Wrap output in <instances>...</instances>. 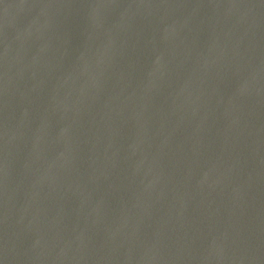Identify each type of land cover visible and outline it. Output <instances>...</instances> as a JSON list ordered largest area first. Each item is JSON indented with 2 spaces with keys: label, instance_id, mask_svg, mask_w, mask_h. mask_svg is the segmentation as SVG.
Segmentation results:
<instances>
[{
  "label": "water",
  "instance_id": "1",
  "mask_svg": "<svg viewBox=\"0 0 264 264\" xmlns=\"http://www.w3.org/2000/svg\"><path fill=\"white\" fill-rule=\"evenodd\" d=\"M0 264H264V0H0Z\"/></svg>",
  "mask_w": 264,
  "mask_h": 264
}]
</instances>
